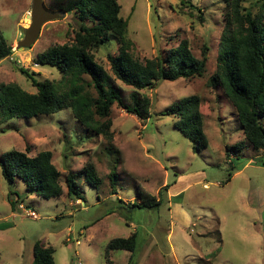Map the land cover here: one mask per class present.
Listing matches in <instances>:
<instances>
[{
    "label": "rangeland",
    "instance_id": "obj_1",
    "mask_svg": "<svg viewBox=\"0 0 264 264\" xmlns=\"http://www.w3.org/2000/svg\"><path fill=\"white\" fill-rule=\"evenodd\" d=\"M117 1L135 58L143 62L186 39L196 58L205 52L206 70L202 76L162 80L139 90L151 100L146 119L114 103L111 141L82 126L70 108L0 123V156L26 147L30 156L49 150L62 185L60 196L45 199L27 193L20 179L9 185L0 169V264H30L37 240L55 249V264H264V151L247 142L241 151L234 150L244 140L235 108L219 86L207 84L215 70L227 0ZM43 2L55 10L50 0ZM240 5L259 15L264 0H241ZM31 6L32 0H0V31L12 48L0 61V84L16 83L35 92L18 70L22 67L39 81L54 80L64 91L68 76L34 60L50 45L71 43L80 20L75 12L58 14L42 25L31 47L16 49L30 22L26 15ZM117 48L113 38L92 51L108 73L106 56L116 55ZM115 85L130 103L133 88L116 79ZM190 95L200 97L208 140L199 151L174 126L177 118L165 113ZM259 119L264 125V112ZM225 146L230 147L228 155ZM86 162L93 163L101 182L92 187L77 177L83 200H74L67 196L65 175L79 172ZM113 167L114 185L109 179ZM166 184L159 206L131 205L140 203L137 190L158 199ZM132 233L137 235L134 252L105 253L111 239Z\"/></svg>",
    "mask_w": 264,
    "mask_h": 264
},
{
    "label": "trees",
    "instance_id": "obj_2",
    "mask_svg": "<svg viewBox=\"0 0 264 264\" xmlns=\"http://www.w3.org/2000/svg\"><path fill=\"white\" fill-rule=\"evenodd\" d=\"M53 8L60 16L75 12L80 24L74 32L71 43L54 44L37 53L34 63L55 67L68 76V87L61 91L54 80L39 81L26 69L18 70L25 75L35 88L30 93L16 83L0 84V123L12 118H30L47 115L62 109H69L73 117L84 127L103 134L109 141L111 106L118 103L127 112L140 119L149 117L151 100L139 90L152 88L162 80L190 79L202 76L206 70V56L196 58L186 39L158 53L143 62L131 53L132 41L127 37V20L120 15L121 6L117 0H50ZM241 0H227L228 11L225 13L226 23L220 37L213 74L207 84L211 88L219 86L224 95L235 108L241 125L244 140L233 146L241 151L249 143L255 149L264 151V125L259 114L264 112V8L259 15L244 10ZM93 24L87 26L84 21ZM115 38L118 44L117 54H107L111 73L97 62L92 51ZM0 31V61L12 53ZM84 77H87L86 80ZM115 79L129 85L133 90L129 94L130 103L123 101ZM89 88H93V95ZM200 97L190 95L175 101L166 114L177 118L174 126L193 144V150L199 151L208 146L203 130V115L200 111ZM101 119H103L101 121ZM225 154L230 147L225 146ZM25 151L10 150L0 156L1 175L11 185L20 179L27 193L49 199L62 194L61 174L52 163V153L42 150L34 156ZM92 187L100 184L95 166L86 162L79 172L68 171L65 175L67 196L74 200H83L76 178ZM109 179L112 185L116 181L114 167ZM168 189V184L158 191V199L143 190H137L140 203L132 206L144 208L157 207L161 203V193ZM112 194L116 193L112 189ZM8 196L11 207L15 200ZM131 207V206H130ZM137 235L111 239L105 247V253L121 249L134 252ZM55 249L37 240L32 246L30 264H55Z\"/></svg>",
    "mask_w": 264,
    "mask_h": 264
},
{
    "label": "water",
    "instance_id": "obj_3",
    "mask_svg": "<svg viewBox=\"0 0 264 264\" xmlns=\"http://www.w3.org/2000/svg\"><path fill=\"white\" fill-rule=\"evenodd\" d=\"M30 22L24 29L23 38L16 42V49L31 47L37 40L42 25L58 17V13L46 9L43 0H32L29 14L26 15Z\"/></svg>",
    "mask_w": 264,
    "mask_h": 264
},
{
    "label": "built area",
    "instance_id": "obj_4",
    "mask_svg": "<svg viewBox=\"0 0 264 264\" xmlns=\"http://www.w3.org/2000/svg\"><path fill=\"white\" fill-rule=\"evenodd\" d=\"M30 213L34 214L33 212H30Z\"/></svg>",
    "mask_w": 264,
    "mask_h": 264
}]
</instances>
